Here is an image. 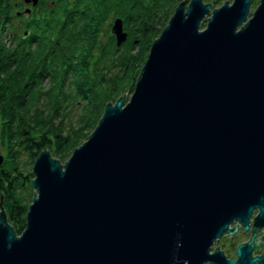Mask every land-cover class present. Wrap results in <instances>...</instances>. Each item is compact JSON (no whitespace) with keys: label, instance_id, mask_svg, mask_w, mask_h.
I'll list each match as a JSON object with an SVG mask.
<instances>
[{"label":"water","instance_id":"1","mask_svg":"<svg viewBox=\"0 0 264 264\" xmlns=\"http://www.w3.org/2000/svg\"><path fill=\"white\" fill-rule=\"evenodd\" d=\"M252 2H180L130 98L65 163L39 154L19 235L1 196L0 264H264V0ZM112 32L127 40L122 18ZM251 224L236 259L213 248Z\"/></svg>","mask_w":264,"mask_h":264},{"label":"trees","instance_id":"2","mask_svg":"<svg viewBox=\"0 0 264 264\" xmlns=\"http://www.w3.org/2000/svg\"><path fill=\"white\" fill-rule=\"evenodd\" d=\"M181 1L39 0L31 7L0 0V201L3 195L18 235L35 195L32 167L25 169L21 155L33 165L48 149L65 163L107 104L134 91L153 41ZM206 3L215 8L223 0ZM116 18L128 33L120 46L112 32ZM75 107L80 111L72 120Z\"/></svg>","mask_w":264,"mask_h":264},{"label":"rangeland","instance_id":"3","mask_svg":"<svg viewBox=\"0 0 264 264\" xmlns=\"http://www.w3.org/2000/svg\"><path fill=\"white\" fill-rule=\"evenodd\" d=\"M182 1H183V0H182ZM206 1H207V0H204V2H206ZM226 1H227V0H223V3L220 4V5H218L217 8L220 7L221 5H223ZM233 1H234V0H228V2H233ZM253 1H254V0H253ZM32 2H33V0L30 1V2H28V3H32ZM38 2H39V1H38ZM259 3H260V0H258L257 3L252 2L251 12L255 10V8L259 5ZM36 5H37V4H36ZM215 8H216V7H215ZM212 9H214V7H213ZM173 14H174V13H173ZM161 33H162V32H161ZM8 35H9V34H7L6 32H4L3 35H2V37H4V40H5L6 43L9 42V40H8ZM131 94H132V91H127V92H126V98L129 99L130 96H131ZM122 95H124V93H123ZM122 95H121V96H122ZM79 111H80V107H79V108H78V107H75V108L71 111V113L69 114V118H72V120H73L75 117L78 116ZM66 122H68V120H66ZM54 158H56V157H54ZM56 159H57V158H56ZM20 160H21V162L24 163V165H25V169H26V170L29 169V168H31V167H32L31 171L33 170V165H34V164H33V165L29 164V160H30V158H29V156H28L27 154H23V155H21ZM236 223H237V222L233 223V224H232V227H233ZM247 237H248V235H246V236H245V235H242L241 237H238L237 241H238V242H241V241L245 240ZM229 245H230V244H229V241H228V244H227V239H226V237H221L219 241L215 242L213 248H215V247H217V246H221L222 249H224V250H228V252H229ZM263 250H264V248H263L262 246H261V247L259 246L258 249H257V251H255V254H261ZM231 252H232V255H234V253H235V248H234V249L232 248V251H231Z\"/></svg>","mask_w":264,"mask_h":264},{"label":"flooded vegetation","instance_id":"4","mask_svg":"<svg viewBox=\"0 0 264 264\" xmlns=\"http://www.w3.org/2000/svg\"><path fill=\"white\" fill-rule=\"evenodd\" d=\"M29 4H31L30 6L32 7V3H29ZM257 212H255L254 214H256ZM253 233H254V230H253V226H252V224H251V226H250V229L249 230H245L244 229V227H242V226H240V228L238 229V231L234 234V235H232V234H228V233H226L223 237H226V239H227V244H228V241H229V252H228V250H224L225 252H226V254L228 255V257L229 258H231V259H236V249H235V253H234V255H232V242L234 241V240H237L238 239V237H241L242 235H248V237L245 239V240H243V241H241V242H239V244L240 243H243V242H247V241H249L250 239H251V237H252V235H253ZM262 235H263V232H260V234H259V236L258 237H256V239H255V243H258V241H259V239L262 237ZM238 244V245H239ZM237 245V246H238ZM263 247L264 248V243L261 241V242H259V244L257 245V247L255 248V251H257V249H258V247ZM219 247H221V246H219ZM222 248V247H221ZM237 248V247H236ZM264 251V250H263ZM262 251V252H263Z\"/></svg>","mask_w":264,"mask_h":264}]
</instances>
